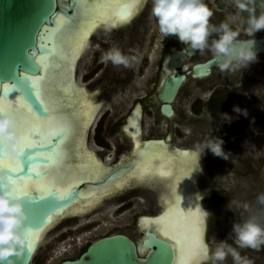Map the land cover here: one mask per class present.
<instances>
[{
	"label": "flooded vegetation",
	"instance_id": "obj_1",
	"mask_svg": "<svg viewBox=\"0 0 264 264\" xmlns=\"http://www.w3.org/2000/svg\"><path fill=\"white\" fill-rule=\"evenodd\" d=\"M147 1L148 3L144 8V10L148 8L146 9L147 13L144 14V17H141L142 13L140 12L142 11ZM205 3L213 12V16L210 21L213 24L218 25L221 21L226 20L228 16L235 15L237 13V9L235 8L233 0H205ZM140 6V10H137L130 20L116 24H104L102 26L97 27L96 29V31H98L99 28H103L106 30L116 29V27L118 28L122 25L129 24L130 26L128 29L116 32V35H114V37L116 38V45L120 47V49L125 55H127L129 58L135 57L134 60L130 59L129 67H124L123 65L116 66L113 64H111V66L109 67L110 71L116 74V79L115 82L112 81L111 85L109 84L110 90L106 93L110 98H112V94H116V107L118 108L120 106L119 103L122 101H125V103L128 104L131 100H135L133 106L130 108L126 116L124 123H122L121 126L117 124L118 129L120 127V131L124 133V137L129 140V149L132 152L129 150V154H124L128 153V151L122 152L121 149L118 148V150H116V158L112 160L113 165H111V168L116 167L121 163H125L119 162L120 158L122 157V154L129 156L127 162L133 161L132 165L128 169H135L137 162L133 159L137 157L142 158L141 155L134 153L133 137L128 132L134 131V127H130V121L133 118H136V116H138V114L140 113L141 142L151 140L146 144L147 147L149 143L154 141L160 142L159 140H161L166 145L171 143V145H173V148L176 147L178 152L183 153L192 151L198 155L195 166L197 168V173H199L196 176L197 179L195 192L201 200L200 204L202 205V209L205 214L204 216L206 221V245H208L210 249H214V240H212V235H214L217 236L216 242L219 240H227L229 244H231L237 249L240 256L242 257L245 251L244 249L239 248L234 243L235 234L231 231L230 219L240 216V209L243 208L241 207L242 202H240L242 200L240 198L241 191L247 192L246 189L249 188H247L244 183L242 184L241 178H237L238 182L234 187H231L230 190H223L222 188H218V186L220 185L219 176L220 174H222L223 171L227 169L231 170L232 168H234L235 172L240 177V174L243 172L236 166L239 164V155L237 153L238 150H248L249 143H246L248 142L247 140H249L250 142H254V144L260 145L259 140L264 135V89L262 88L260 92H257V89H259L260 84L262 87L264 86V51L257 52V60L255 62L250 63L249 66L245 69L222 72L218 66H214L212 67V72L209 75L202 76L199 78L193 76V66L197 63H204L209 59L213 58V56L207 50H205V52L203 53H201L199 50L194 51L193 54L187 55V58L185 60H182V65H188L190 72L188 73L187 71H184L182 66H179L177 68L179 72L186 74V79L180 85L175 98L170 102H166L160 98L159 94L162 91L163 83L166 76L170 72H172L168 63L172 58L178 59L179 53L182 50L186 49L187 45L179 42L176 37L161 36L158 31L156 18L153 17L151 14V0H141ZM256 9L257 15H259L260 11H262L261 3L259 1H257L256 3ZM139 13L140 15L134 20V18ZM245 14L246 12H243L239 15L244 19ZM133 20L134 22L133 24H131ZM233 27H239L243 30L244 27H246V24L240 25L239 20H237ZM94 33L91 35L89 43ZM263 37L264 30L257 32L254 36V38ZM248 38L249 37L245 35L244 31L243 34L239 36V39ZM138 59H141L144 62L140 64L139 69L136 68V61ZM157 61L158 80L156 82V88L148 90L147 84L149 83V74L154 70V65H156ZM147 68L148 72L146 76L142 75ZM136 70H139V72ZM105 84L108 85V83ZM84 88L87 100L91 101L92 104L95 105L93 99L98 100L96 99L97 92L91 91L90 89V91H88L85 86ZM226 88H230L231 92L236 91L237 95L243 92L239 96V101L241 102L240 108L242 113L244 114V118L241 116L239 117V115L236 113H232L233 111L231 110H229L231 112L229 114V116H231L230 118H227L228 116L226 117L225 115H223L227 111L228 107V95L226 94V92L224 93V90ZM183 89H185V91L187 92L186 95H181ZM120 97L123 99H121ZM118 99L122 101H119ZM103 103L104 102L100 103V109L103 108ZM125 103H123V105ZM218 103H220L219 108L216 107ZM165 104H169L171 106L173 110L172 115H167L163 111V106ZM153 109L155 110L154 117L157 125L152 124L149 127L145 124V117L147 113H152ZM99 111L100 112L97 113L95 121L91 125L92 128L90 127L91 130L89 133V139L92 131H97V128L100 125L101 118L105 113L102 112L103 110ZM255 112L256 114H254ZM164 119L166 122L170 121L166 123V126H169L172 122H174L178 124L176 125L178 131L184 133L187 130H189V132L191 131V138L187 140L186 144L176 142L172 132H170L169 130L165 132L164 135L161 134L163 131H160V129L163 126L162 122L164 121ZM249 125L252 126L251 132H247L246 130ZM125 126H127V128H125ZM224 126L225 128H228L229 131L223 130L225 129L223 128ZM229 132L237 134L239 133L242 136L244 135L245 137H238L237 139L233 137L234 134H231ZM247 135L250 136L248 137ZM212 137L220 138L223 140V150L227 156L228 154L232 156L231 159H224L223 157L215 156L211 152V150L207 148H205L203 152L198 151V148H201L207 142V140ZM143 142V150H146L145 148L147 147L146 145H144ZM98 145L100 146V148H98L96 152L98 153L99 157L101 156L100 158L105 162L104 159H106L107 155L112 154L110 151L111 146L108 147L109 143L106 140H99ZM109 170L107 172H109ZM122 171L123 170H120L118 175H115L114 177H119ZM107 172L102 176V178L107 174ZM132 180V183L124 187L122 186L120 190L116 188V193L107 197L105 199V202L110 201L107 199L114 197L113 203L115 207L113 208V210L115 208L117 210H126L131 207L133 199L139 198L140 200L142 198H147L149 202L148 206L144 207L143 209H141L142 207L138 206L139 211L135 214L134 231H131V229L129 231H125L126 229L124 230L118 225H116L115 229L102 234L112 233L116 230H124L133 239H136V241H140L142 238L145 237V234L143 232L145 224H143L142 222V217L157 214L160 210L164 211L166 199L168 195L170 196L171 194L172 177L145 176L144 179ZM207 186L209 187L210 192H207L205 190L204 187ZM244 195H246V193H244ZM159 196L163 198L162 203L164 205V209L161 208L162 205L160 204L161 200L159 201ZM252 196L255 195H251L250 197ZM213 198L218 199L214 200V205H220L217 209L214 207L213 204L210 205L204 203V200L207 202V200L210 201V199ZM222 200L223 203L220 202ZM157 208H159V210H156ZM106 212L107 210L104 209L102 212L97 213H102V215L105 216L104 218H107L108 216L106 217V215L108 213ZM216 215L217 219H215ZM102 220L99 221L101 222ZM75 221L76 222L74 223L78 224L79 220ZM136 233L140 234V236H135ZM93 240H91L86 245V248L84 250L87 249L88 245ZM75 243H77L76 245H78V242ZM253 250L260 251L262 254H264V252L259 249ZM78 256H68L66 258L75 259ZM226 260L227 262L225 264H234L231 256H228ZM200 262H195L193 264H211V262L205 258L202 260L201 263Z\"/></svg>",
	"mask_w": 264,
	"mask_h": 264
},
{
	"label": "bare ground",
	"instance_id": "obj_2",
	"mask_svg": "<svg viewBox=\"0 0 264 264\" xmlns=\"http://www.w3.org/2000/svg\"><path fill=\"white\" fill-rule=\"evenodd\" d=\"M126 7H129V0H81V9L80 13L77 14V21L75 20L74 23L68 24L67 19L63 15L58 16L57 29L55 30L56 44L53 46L52 53L49 55L50 57L48 56L50 64L42 76L44 79L42 99L45 102V106L50 109V113L48 116L40 119L43 122H50L46 123V127H64L65 135L62 143L59 145L54 162L39 166L38 169H47L45 175L42 176V179L35 180L31 178V181L24 185L23 191L35 189L36 184L47 183L51 189L58 188L60 193H65L81 181L91 180L96 182L112 167L111 164L104 162L98 156V153L88 144L89 130L95 121L97 113L101 110V105L99 103V106L98 104L94 105L91 101L87 100L85 88L80 84L76 72L79 60L88 47L91 35L96 31L97 27L105 24V15L107 16V25L122 23L123 21L116 22V19L122 15ZM130 8L131 15L126 21L130 20L134 13L140 10L141 6L140 3L131 4ZM94 22L96 26L89 32L88 29ZM85 33H87L86 45L81 51H77L81 38ZM70 78H72V81H70ZM13 101H16L17 107H19V98L15 97V99L7 101V103L12 104ZM15 113L18 115V122L26 118L23 110ZM54 116L58 117V119L53 121L52 118ZM140 118L139 113L136 118L130 121V127L133 126L134 131H128L133 137L134 153L142 157L133 159L137 162L135 169H128L133 161L127 162L129 156L122 155L119 161L120 163H131L128 167L122 169L123 171L120 173V176L114 177L116 175L115 173L112 176L114 178L111 177L104 183L89 184L86 186L80 193L79 198H76L70 207L62 210V215L52 216L51 224L41 231H38L36 235L40 241L43 240L42 238H44L48 231L54 228L53 226L58 221L63 218L66 219L69 214L84 216L91 211V207L97 200L101 202L100 200L104 199L105 196L115 192L116 188H122V186H125L130 181L132 183V179H144L145 176H163L156 173V170L161 167L162 161L159 158H155L162 156L165 158L163 162L165 164V170L170 173L168 176L172 177V186L171 194L166 199L170 203L165 202V209L163 208L164 211H160L161 216L158 218L163 217L164 221L171 227L183 228L189 231L193 241L199 237L203 244L206 245L205 214L200 204L201 200L193 189L196 185V176L199 173H197L195 166L198 155L188 150V152H178L176 147L173 148L170 142V144L166 145L162 141L151 142L148 144V147L146 145V150H143L144 146L140 138ZM146 157H152L151 172L149 174L143 173L142 165L146 163ZM8 162L9 158L4 159L3 163L6 165ZM11 163L14 165L16 161L12 159ZM159 201L164 207L162 203L163 198L160 196ZM166 213L167 215H165ZM145 221H142L145 224L144 226H148L149 222L145 223ZM154 228L158 229L160 234L166 236L161 231L159 223H156ZM166 237L177 248L175 240L168 236ZM178 254V261L185 260L188 264L202 262L205 258L181 256L179 250Z\"/></svg>",
	"mask_w": 264,
	"mask_h": 264
},
{
	"label": "water",
	"instance_id": "obj_3",
	"mask_svg": "<svg viewBox=\"0 0 264 264\" xmlns=\"http://www.w3.org/2000/svg\"><path fill=\"white\" fill-rule=\"evenodd\" d=\"M61 1L62 0H0V89H2L3 86H19L17 90L9 94L7 101L15 99V97H18L19 100L24 99L21 91L30 88V81L27 77L35 79L38 76H43L46 68L41 63V60L43 57L51 55L53 46L56 44L55 30L57 29L58 16L63 15L67 19L68 24L74 23L75 20L77 21V14L80 13L81 9V0ZM257 1L260 3L264 2V0ZM262 10H264V8H262ZM129 26V24L122 25L118 28L116 27L114 30H116V32L124 31L128 29ZM101 29L102 32L109 31L103 28ZM254 40V50L256 52L264 51V37L254 38ZM194 51L196 50L187 45L186 49L179 53L178 59H170L168 65L172 72H170L164 80L162 91L159 94L162 100L170 102L175 98L180 85L186 79V74L179 72L177 68L182 66L184 71L189 73L190 70L188 65H182V60H185L187 55L193 54ZM218 63L219 61L213 57L204 63L195 64L193 66V76L199 78L209 75L212 72V67L218 66ZM49 64L48 61V65ZM70 81H72V78H70ZM29 99L32 103H36L34 98L29 97ZM46 108L49 111H38L36 115L40 118L48 116L50 109L48 107ZM163 111L167 115L173 114V110L169 104L163 106ZM24 116H26L25 113ZM125 128H127V126H125ZM64 135L65 131L61 134L62 139ZM150 141L151 140L142 142L146 145ZM53 144H55V140ZM29 151L33 153H47L50 151V148H36ZM0 156H3L4 159L10 158L2 148H0ZM55 156L56 154H54V158ZM20 162L23 164L22 158ZM48 163L50 162L44 157H39L36 161L32 162L31 166L38 169L39 166L47 165ZM130 163H121L111 168L103 178L98 179L96 182L91 180L81 181L65 193H60L58 188L51 189V191L55 193L59 206L56 210L48 212L50 219H46L44 223L38 226L31 227L30 236L27 234V230L30 227L31 217L36 211L41 210L42 206L30 203L29 198L43 197L47 199V196L44 192L36 188L30 191H24L25 195L22 196L21 202L24 204L25 211L28 214V218L23 226L26 243L22 256L19 258L13 257L15 264H32L35 253L42 242L36 235L38 231H41L51 224L52 216L62 215V210L70 207L76 198H79L80 193L86 186L89 184L106 182L114 176L115 173L117 175L120 170L128 167ZM0 169L4 170V174L12 175L15 178L23 174H14L7 166L0 165ZM46 170V168H41L37 171L41 172V175L44 176ZM31 178L37 180L40 177L32 173ZM69 192H75L77 195L75 198L71 199L70 202L65 203L64 197ZM161 208L163 209V206H161ZM160 211L157 214L142 217L143 220H146L145 223L149 222V225L144 227L143 232L145 237L140 241L133 239L124 230H116L112 233L101 234L98 235L77 258H66L61 260L59 264H157V261L153 258V253L156 252L157 249L149 243L153 238L162 241L170 249L171 254L166 264H176L179 259L178 249L171 240L160 234L158 229L154 228L156 223L153 221L161 216ZM71 218H74V222H76L75 220H79L78 215L72 216ZM69 221L72 222L71 219H69ZM29 245H31V247H29ZM0 264H6V262L0 261Z\"/></svg>",
	"mask_w": 264,
	"mask_h": 264
},
{
	"label": "clouds",
	"instance_id": "obj_4",
	"mask_svg": "<svg viewBox=\"0 0 264 264\" xmlns=\"http://www.w3.org/2000/svg\"><path fill=\"white\" fill-rule=\"evenodd\" d=\"M151 3V14L156 18L162 37H176L182 44L201 53L209 51L219 61L222 72L245 69L257 60L254 36L264 30V10L257 15V0H233L237 13L218 25L210 22L213 12L205 0H151ZM261 8H264V2ZM243 12L248 13L246 20L239 15ZM237 20L240 25L246 24L243 31L248 39H239L240 28L233 27ZM130 59L135 57L129 58L115 43L101 56V62L105 64L111 62L124 67L130 66ZM17 123V113L0 111V148L12 159L20 156L23 146ZM222 145V139L212 137L198 151L207 148L215 156L228 159ZM21 191L17 179L0 169V261L6 264H15L13 257L22 256L26 243L23 226L28 214L21 202ZM257 203L264 205V193L257 196ZM244 207L249 215L242 222L233 223L234 243L242 249H258L264 244V211H253L247 204ZM205 248V259L211 264H224L228 256L234 264H246L227 240L217 241L214 249L208 245Z\"/></svg>",
	"mask_w": 264,
	"mask_h": 264
},
{
	"label": "rangeland",
	"instance_id": "obj_5",
	"mask_svg": "<svg viewBox=\"0 0 264 264\" xmlns=\"http://www.w3.org/2000/svg\"><path fill=\"white\" fill-rule=\"evenodd\" d=\"M147 3L148 1L145 3L142 11L144 10ZM146 9L143 12L142 11L140 12L142 13L141 17H144L145 16L144 14L147 13ZM140 13L134 18V20L140 15ZM134 20L131 22V24H133ZM240 31L243 34V30L240 29ZM241 33L240 35H242ZM114 35H116V30L114 29H109L108 32H102V29H100L94 33L88 47L86 48L84 54H82V57L79 60L78 74H77L80 84L82 83L81 85L85 86L88 91L90 90L95 92L97 91L96 99L98 100L93 99L94 103L100 104L101 102H104L102 104L103 108H101V110H103L102 112L105 113L101 118L100 125L97 128V131L95 130L92 131L90 135V139L88 135V142H89V146L92 147L93 149L95 148L94 150L96 151L98 148H100V146L98 145L99 140L108 141L109 143L108 147L111 146L110 151L112 154L107 155L106 159L104 160L107 164H111V165H113L112 160L116 158V150H118V148L121 149L122 152L128 151V153H124V154L130 153L129 140L124 137V133L120 131V127L118 129L117 124L121 126V124L124 123L126 116L135 101L133 99L128 104H126L125 101L118 99L119 101L122 102L119 103L120 106L117 108L116 94L115 93L112 94V98H110L106 93L110 90L109 84L111 85L112 81L115 82L116 74L110 71L109 69L112 63L109 62L105 64L101 62V56L102 53L106 52L113 43L116 44L115 42L116 38L114 37ZM141 63H144L141 59H138L136 61L137 69H139ZM157 65H158V61L156 62V65H154V70L149 74V78H148L149 83L147 84L148 90L156 88L155 86L158 80ZM136 71L139 72V70ZM147 72H148V68L143 72L142 75L146 76ZM105 83H108V85ZM262 88L264 89V86L262 87L260 84L259 89H257V92H260ZM225 92L228 95L227 97L228 107H227V111L223 115H225L226 117L228 116L227 118H230L231 116H229V114L231 112L229 110H231L233 111L232 113H236L239 115V117L240 116L243 117L244 114L241 111L240 108L241 102L239 101V96L243 92L237 95V92L236 91L231 92L230 88H226L224 90V93ZM184 94L185 95L187 94L185 89H183L181 92V95ZM123 103L125 104L123 105ZM237 109H239V111H237ZM254 114H256V112ZM154 115H155L154 109L152 113L150 112L147 113L145 117V124L147 126L150 127V125L152 124L157 125ZM168 122H166L165 119L162 122L163 126L161 127L160 131L163 132L161 134L164 135L165 132L169 130L170 132H172L176 142L181 144H186L187 140L191 138V133H190L191 131L189 132V130H187L185 131V133L180 132L177 130L176 127V125H178L177 123L172 122L169 126H166V123ZM251 127L252 126L249 125L248 128H246L247 132H251ZM223 128H225V126ZM223 130L229 131L228 128H225ZM231 134H234L233 137L237 139L238 137L244 136V135L242 136L239 133L238 134L231 133ZM247 136L249 137L250 135ZM261 139L259 140L260 145L254 144V142H250L249 140H247L248 142L246 141L245 142L249 143L248 150H242V151L238 150L237 153L239 155L238 158L239 164L236 166L243 172L240 174L241 175L240 177L235 172L234 168H232L231 170L227 169L223 171L222 174H220L219 176L220 187L218 186V188H222L223 190L225 189L230 190L231 187H234L237 184L238 182L237 178H241L242 184L244 183L247 186V188H249L246 189L247 192L241 191L240 198L242 200L240 202H242L241 207L243 208L240 209L241 212V213L239 212L240 216L230 219L231 231L234 222H242L244 219L248 217L249 212L244 210L245 204L249 205L253 211L256 212L264 211V205H259L257 203V196L261 193H264V135L262 136ZM231 157L232 156L228 154V159H231ZM130 183L131 182H129L128 184ZM204 188L207 192H210L208 186ZM120 189L121 188H119L118 190ZM193 189L195 192V187ZM114 193H116V190L111 195H113ZM244 193H246V195H244ZM251 195H255V196L250 197ZM109 196L110 195L105 196L104 199L100 200L101 202L97 200L98 203L95 202L93 204V206L91 207V211L86 213L84 216L79 217L78 224L74 223L73 221L74 218L70 217L74 214H69L67 215L66 219L63 218L64 220L61 219L62 221L61 220L58 221L56 225L53 226L54 228L51 227L53 229L50 230V232L48 231L47 232L48 234L47 233L45 234V236L46 235L47 236L46 237L44 236L45 238L42 240L38 250L36 251L35 256L32 260V264H59L63 258H66L68 256H78L86 248V245L91 240H93L102 233H107L115 229L116 225H118L120 228L124 230L126 229L125 231H129L130 229L131 231H134L135 214L136 212L139 211L138 206L142 207L141 209L147 207L149 204L147 198H142L140 200L139 198L133 199L131 203V207L129 209L117 210L115 208L113 210V208L115 207L113 203L114 197L107 199L110 201L105 202V199ZM214 200H218V199L213 198L210 199V201L207 200V202L204 200V203L214 205ZM220 202L223 203V200ZM219 206L220 205L217 204L214 205L216 209L219 208ZM104 209L107 210L106 212L108 213L106 215V217L108 216L107 218H104L105 216L102 215V213L101 214L97 213V212H102ZM156 210H159V208H157ZM68 218L71 219L73 223H71V221H69ZM215 219H217V215ZM99 220L102 221L100 222ZM135 236H140V234L136 233ZM212 236H213L212 240H214V245H215L217 236L214 235ZM75 242H78V245H76L77 243ZM72 244L75 245L73 246ZM243 249L245 253L243 254L242 257L246 261V264H264V254H262L260 251L253 250L251 248H243ZM226 262L227 260L224 261V264Z\"/></svg>",
	"mask_w": 264,
	"mask_h": 264
},
{
	"label": "snow or ice",
	"instance_id": "obj_6",
	"mask_svg": "<svg viewBox=\"0 0 264 264\" xmlns=\"http://www.w3.org/2000/svg\"><path fill=\"white\" fill-rule=\"evenodd\" d=\"M141 0H129V7H126L120 17H117L116 22H126L127 18L131 15V4H139ZM104 23L107 25V16L104 17ZM96 26V23H92L88 29L90 30ZM86 36L87 33L81 38L79 47L77 51H81L83 47L86 45ZM49 58L47 56L43 57L41 63L44 65L45 68L48 67ZM27 77V76H25ZM23 78V77H22ZM30 88L28 90L21 91L23 94L24 99L20 100L19 107H17V102L13 101L12 104H8L7 100L9 98V94L14 90L18 89V85L3 86L0 89V111L2 112H19L23 110L26 114V118L23 121L17 123V130L23 140V146L21 154L18 158H16V163L13 165L11 163L12 158H9V162L5 165L4 157L0 156V165L7 166L10 168L11 172L14 174H21L17 176V181L19 182L21 190L23 189L24 185L31 181V174L35 173L38 177L42 179L41 172L37 171L36 168L32 167V162L36 161L39 157H44L47 161L54 162V154L58 153L59 145L62 143L61 134L65 131L64 127H55V126H48L46 127V123L50 122H43L41 121L40 117L36 115L38 111L47 112L49 111L45 106V102L42 99V88H43V77H36L35 79H30ZM29 97L35 99L36 103H32ZM53 121L58 119V117H53ZM55 140V144L53 141ZM49 147L50 151L47 153H33L29 150L36 149V148H45ZM23 159V164H21L20 160ZM151 158L146 157V163L142 165L143 173L149 174L151 172ZM155 158H159L162 161L161 167L156 170V173L163 176L170 175L169 172L165 170V158L162 156H157ZM35 187L43 191L47 196V199L43 197H31L30 203L32 204H39L42 206L41 210H38L34 213L31 217L30 227L27 230V234L31 235V227L38 226L46 219H50L48 216L49 211H54L59 206L56 200L55 193L51 191L50 186L45 184H36ZM21 195L24 196L25 193L22 190ZM77 193L69 192L64 197V202L68 203L71 199L75 198ZM166 203H170V201H166ZM167 215V213L165 214ZM154 223H159L161 226V231L168 237L175 240L177 244V248L181 254V256H194L196 258L205 257L206 248L203 244L202 240L197 237L195 241H193L192 235L189 231L183 228H174L169 226L164 218H156L153 221ZM157 251L153 253V258L157 261V264H166L167 259L170 256V249L166 244L162 241L155 240L153 238L149 241ZM31 247V245H29ZM177 264H188L185 260L177 261Z\"/></svg>",
	"mask_w": 264,
	"mask_h": 264
},
{
	"label": "trees",
	"instance_id": "obj_7",
	"mask_svg": "<svg viewBox=\"0 0 264 264\" xmlns=\"http://www.w3.org/2000/svg\"><path fill=\"white\" fill-rule=\"evenodd\" d=\"M247 17H248V13L246 12L244 19L246 20ZM216 107L219 108L220 107V103H218V105ZM263 124H264V120H263ZM258 249L261 250L262 252H264V244H261Z\"/></svg>",
	"mask_w": 264,
	"mask_h": 264
}]
</instances>
